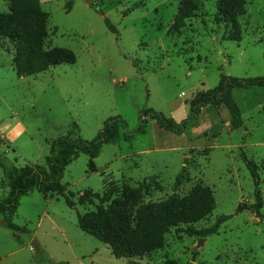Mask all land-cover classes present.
Returning a JSON list of instances; mask_svg holds the SVG:
<instances>
[{"label": "rangeland", "instance_id": "374dc122", "mask_svg": "<svg viewBox=\"0 0 264 264\" xmlns=\"http://www.w3.org/2000/svg\"><path fill=\"white\" fill-rule=\"evenodd\" d=\"M217 1L201 0L197 16L171 35L177 0H0V14L26 16L25 23L18 21L20 41L0 34L4 165L45 166L57 139L91 141L108 119L119 116L126 123L116 144L104 145L96 159L80 155L65 168L60 182L72 206L64 197L45 200L34 189L19 199L13 223L27 233L0 227V264H264V89L232 92L242 120L235 131L225 108L206 107L180 137L151 119L145 134L135 133L143 110L183 121L188 103L215 88L221 75L264 77V0H245L246 16L234 31L240 41L217 21ZM53 49L69 52L73 65L16 75L15 61L34 65ZM242 156L257 166L261 219L250 209L255 188ZM2 180L6 184L0 168ZM199 185L212 194L211 214L178 223L158 249L145 245L137 226L169 216L165 204L186 199ZM7 193L0 186V199ZM89 213L98 216L105 238L117 237L119 245L79 229L78 219ZM222 216L230 219L217 234L200 238L191 232Z\"/></svg>", "mask_w": 264, "mask_h": 264}, {"label": "trees", "instance_id": "16d2710c", "mask_svg": "<svg viewBox=\"0 0 264 264\" xmlns=\"http://www.w3.org/2000/svg\"><path fill=\"white\" fill-rule=\"evenodd\" d=\"M177 1V12L173 25L169 30L171 35H178L186 21L195 18L203 8L201 0ZM67 5V7H70L71 1ZM216 5L217 21L224 24L228 34L231 33V35H234L232 39L240 41L241 34L239 32L234 34V31L239 28L240 20L246 16L245 0H218ZM94 10L97 13H101L98 9ZM42 15L46 16L45 14ZM37 16L40 17L41 14L38 13ZM25 20L26 16L21 11L15 12L12 10L9 14H0V34H8L5 36L11 42L20 41L18 36L23 35L20 24L25 23ZM18 21H20V24ZM104 23L112 34H116V29L107 19H104ZM38 59L36 64L26 67L18 66L15 61L14 68L16 75L22 77L41 74L48 68L60 65H73L74 63L69 52L58 49L40 54ZM253 88L264 89V77L243 79L221 75L215 88L200 92L188 103V113L183 121L178 123L151 109L143 110L139 114V125L135 133L139 135L145 134L147 120L151 119L164 132L170 133L175 137H180L186 132L191 123L199 120L203 109L206 107H211L216 110L225 108L230 117V128L232 131H235L241 127L242 120L240 111L233 100L232 92L237 89L250 90ZM121 128L125 129L126 123L118 116L105 121L102 130L91 141H85L81 138L70 139L68 137H61L50 145L48 155L45 158V166H25L16 169L13 166L8 167L0 161V168L6 180V184L2 180L0 186H5L8 189L6 197L0 199V227L15 234L27 233L26 228H19L13 223V218L19 206V199L28 194L32 189L36 190L45 200L64 197L67 206H72L70 198L65 195L66 187L60 182L65 168L80 155H85L91 160L96 159L100 155L104 145L116 144ZM129 140L130 137L127 136L126 141ZM242 160L251 175L255 188V203L250 209L256 219H261L262 214L260 210L262 209V198L259 190L260 182L257 166L254 162L246 159L245 156H242ZM90 167L94 168L92 164H90ZM184 171L185 169L182 168L181 172L175 178L174 188L176 190L181 187ZM95 196L99 197L98 194H95ZM213 206L214 202L211 192L199 185L193 188L191 194L186 199L177 200L176 198H171L165 204L166 208L164 211L170 212L168 213L169 216L143 227L138 225L137 229L143 231L142 233L146 235L147 238L144 240L145 245H151L149 247L158 249L161 246L164 235L171 228L176 227L180 222L186 224L199 222L211 214ZM183 208L185 212L180 213ZM229 219L230 216H222L212 226L200 231L191 230V232L200 238H207L217 234L220 226ZM77 225L82 232L94 237L100 242L111 245L112 241H114L116 245H119V239L117 237L116 240H108L105 238L104 232L101 230L100 220L93 213L86 214L84 217L78 219ZM41 253L42 251H39V255Z\"/></svg>", "mask_w": 264, "mask_h": 264}, {"label": "water", "instance_id": "95a60500", "mask_svg": "<svg viewBox=\"0 0 264 264\" xmlns=\"http://www.w3.org/2000/svg\"><path fill=\"white\" fill-rule=\"evenodd\" d=\"M89 0H87V2H88ZM200 241H203V240H199V242H198V246H199V244H200Z\"/></svg>", "mask_w": 264, "mask_h": 264}, {"label": "crops", "instance_id": "0c3cea01", "mask_svg": "<svg viewBox=\"0 0 264 264\" xmlns=\"http://www.w3.org/2000/svg\"><path fill=\"white\" fill-rule=\"evenodd\" d=\"M2 258H3V255L0 256V261L2 260Z\"/></svg>", "mask_w": 264, "mask_h": 264}]
</instances>
